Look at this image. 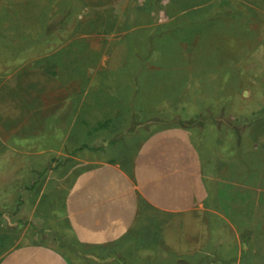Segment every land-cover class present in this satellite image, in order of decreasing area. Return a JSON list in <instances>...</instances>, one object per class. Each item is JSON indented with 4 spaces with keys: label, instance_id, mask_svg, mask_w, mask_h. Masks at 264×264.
<instances>
[{
    "label": "rangeland",
    "instance_id": "1",
    "mask_svg": "<svg viewBox=\"0 0 264 264\" xmlns=\"http://www.w3.org/2000/svg\"><path fill=\"white\" fill-rule=\"evenodd\" d=\"M32 63L39 85L69 86L59 99L71 105L85 100L86 113L100 119L97 140L87 141L79 158L127 166L151 133L201 128L200 122L222 116L228 124L213 127L226 129L221 143L232 149L245 122L264 118V0H0V86H13L14 75ZM3 97L13 96L5 88ZM7 111L6 122L12 118ZM85 129L93 133L92 126ZM209 130L200 132L215 142L218 133ZM201 153L207 160L204 148ZM54 210L29 199L0 204V257L15 245L51 244ZM147 221L152 228L161 223L159 217ZM60 232L66 244L57 247L72 264L143 262L141 252H126L128 238L113 247L83 248L64 228ZM144 254L151 264L153 255ZM165 256L173 264L174 254Z\"/></svg>",
    "mask_w": 264,
    "mask_h": 264
},
{
    "label": "crops",
    "instance_id": "2",
    "mask_svg": "<svg viewBox=\"0 0 264 264\" xmlns=\"http://www.w3.org/2000/svg\"><path fill=\"white\" fill-rule=\"evenodd\" d=\"M49 59L54 61L51 54ZM38 70L29 64L14 75L13 86H0L13 96L0 99V204L29 199L45 212L53 207L57 226L53 244L15 245L3 250L0 264H72L57 247L66 244L62 228L83 248L113 247L128 238L126 252H141L142 264L146 252L153 255L151 264H170L166 252L174 254L173 264H264V118L245 122L232 149L221 143L226 129L213 127L228 124L222 116L212 124L198 122L201 128L151 133L127 166L79 158L87 141L97 140L100 119L86 113L85 100L71 105L59 99L69 86L39 85ZM7 110L12 118L6 122ZM204 129L218 133L215 142ZM158 217L160 226L152 228L147 220ZM139 237L143 244L134 240Z\"/></svg>",
    "mask_w": 264,
    "mask_h": 264
},
{
    "label": "trees",
    "instance_id": "3",
    "mask_svg": "<svg viewBox=\"0 0 264 264\" xmlns=\"http://www.w3.org/2000/svg\"><path fill=\"white\" fill-rule=\"evenodd\" d=\"M69 246H70V247H72V245H71V244H70ZM70 247H69V248H70Z\"/></svg>",
    "mask_w": 264,
    "mask_h": 264
}]
</instances>
